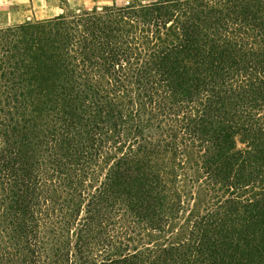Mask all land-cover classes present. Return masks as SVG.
Wrapping results in <instances>:
<instances>
[{"label": "trees", "instance_id": "1", "mask_svg": "<svg viewBox=\"0 0 264 264\" xmlns=\"http://www.w3.org/2000/svg\"><path fill=\"white\" fill-rule=\"evenodd\" d=\"M0 264H264V0L0 28Z\"/></svg>", "mask_w": 264, "mask_h": 264}, {"label": "rangeland", "instance_id": "2", "mask_svg": "<svg viewBox=\"0 0 264 264\" xmlns=\"http://www.w3.org/2000/svg\"><path fill=\"white\" fill-rule=\"evenodd\" d=\"M27 1V0H26ZM157 0H30V13L21 14V20L29 19L28 23L45 20L59 14L81 9L100 8L103 6H124L128 3H149ZM18 15V14H16Z\"/></svg>", "mask_w": 264, "mask_h": 264}, {"label": "crops", "instance_id": "3", "mask_svg": "<svg viewBox=\"0 0 264 264\" xmlns=\"http://www.w3.org/2000/svg\"><path fill=\"white\" fill-rule=\"evenodd\" d=\"M29 1L30 0H0V28L28 23L29 19L28 21L21 20L19 16H21L23 12H31V7L27 4Z\"/></svg>", "mask_w": 264, "mask_h": 264}]
</instances>
